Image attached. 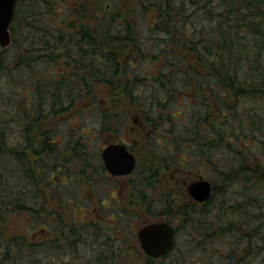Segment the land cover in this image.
Segmentation results:
<instances>
[{"label":"trees","instance_id":"trees-1","mask_svg":"<svg viewBox=\"0 0 264 264\" xmlns=\"http://www.w3.org/2000/svg\"><path fill=\"white\" fill-rule=\"evenodd\" d=\"M130 2L140 6L137 13L157 14L145 38L128 20L123 24L121 14L104 10L100 16L102 0H17L11 43L0 45V166L23 185L0 176V264H55L56 257H64L58 264H87L70 259L77 243L90 234L84 228L69 227L76 242L70 240L64 255L61 245L48 238L31 240V233L10 232L2 225L12 215L39 222L34 204L49 199L40 179H51L54 170L70 176L67 162L72 158L63 156L59 147L66 145L57 142L68 133L70 115H86L85 128L94 121L90 112L99 109L100 119L91 125L99 136L122 123L133 108L155 136L170 138L177 149L168 148L150 162V176H157L167 162L196 170L200 177L208 172L215 184L210 198L215 204H163L164 212L172 207L169 216L178 219L174 247L181 263L264 264V0ZM151 48H160L153 59H162L163 66L156 75L145 69L138 74L152 58ZM102 87L110 93L101 95ZM27 88L31 94L22 96ZM177 94L187 99L184 105ZM174 110L184 113V119ZM13 135L22 142L10 144ZM90 138L83 130L79 140L70 142L71 150L90 159ZM179 147H186L182 156ZM185 230L189 248L179 240ZM227 239V246L214 245ZM54 251L59 255L53 256ZM114 255L88 264H112L122 254ZM145 257L148 264H166L174 256Z\"/></svg>","mask_w":264,"mask_h":264},{"label":"rangeland","instance_id":"rangeland-1","mask_svg":"<svg viewBox=\"0 0 264 264\" xmlns=\"http://www.w3.org/2000/svg\"><path fill=\"white\" fill-rule=\"evenodd\" d=\"M130 1L132 0H102V4L99 5L100 8V16H104V10L110 11V15L113 13L121 14L122 22L123 24H126V21L128 20L134 30H137V35L140 37H147L150 35V29L151 27H154L155 24V17L156 13L153 11V13H146L144 11L137 13V9L140 8V6H134L135 4H132ZM120 12V13H119ZM123 13H127V16H123ZM90 20L95 23L96 27V21L94 17L92 16ZM122 28V25L120 26ZM125 25H123V30L125 29ZM154 45V43L152 44ZM160 48L153 49L151 48L149 51H152V53H148V56L151 58L147 63H144L142 68L137 72L138 74H143L144 69L147 72V75H156L161 67L163 66L162 59H159L158 61L153 59L154 54L159 53ZM122 63H126L127 56H124L121 58ZM63 67L60 68L62 70ZM38 77L41 78L42 73H38ZM1 85V81H0ZM6 86V84H4ZM2 85L0 86V88ZM7 90V89H5ZM30 88H27L25 91L22 92V96H29ZM100 94L110 93L108 92V89L106 88H100ZM6 92V91H5ZM9 92H6V95L8 96ZM179 97V102L184 105V103L187 101L185 98H183L182 94H177V97ZM87 102V101H86ZM89 104V102L84 103L83 107H86ZM174 114H176L181 120L184 119V113H180V110H174ZM89 117L94 121H89L88 125L83 128L82 124L83 121L86 120V115L82 118L77 116L70 115L68 117V121L66 123V127L68 129V133L63 132L62 136L65 137H58L57 142L64 143L66 145V148L64 146H61L62 150H64V157L72 158L71 162H67V171L70 174V177L75 178L78 175H82L81 172L85 168V165L87 166V169L91 168V170L86 171V177L89 172H92L94 169H101L102 166V158H101V151L102 148H104L109 143H115V142H127L130 145V148L132 152L136 155L138 160L139 168L135 170V172L132 174L131 180L126 177L127 179H120V180H110L106 178L105 175H103V183L106 184V188H109V192L104 189L102 190L100 188V183L97 181H94L93 184L90 183L89 180H86L84 188L81 190L79 188V185L74 180L70 181V177L67 178L65 176V179L59 180L58 184L53 187L51 180L49 178H43L40 179L43 187H46L47 196L51 200V197L53 198L54 202H58L59 200L65 201L68 199V195L65 192L66 190H73L75 194L80 195L82 194V197L84 200H105L109 198L110 196L115 195V190L111 188V186L114 184L115 186L122 187L123 191L126 192L127 188L126 185H128L129 180L130 181H137L140 187L143 185H159L163 188L167 189H175V187H179L182 185V181L187 180H196L200 177V175H194L192 176V173L189 172L188 167L182 166L181 164L173 165L171 163L164 162L161 166V168L158 169V174L155 176L153 173H151L150 176V170L149 165L150 162L156 160L158 157L165 155L167 152V149L171 148L174 151L177 149H174L173 146L169 144L170 138L164 137L162 135H156L154 134V131L149 127L144 120L141 117V113L138 111V109L133 108L129 109L126 112V118H123L120 123V121L117 122V125H113V128L111 131H102L103 133L99 136L93 135V132L91 131V125L96 122L95 120L100 119V110L97 109L96 112H90ZM6 120L9 119V116L6 117ZM143 122L145 124H143ZM14 122H9L8 126H13ZM15 128V124L13 126ZM63 128V125L61 126ZM89 132L91 135L92 143L88 145V148L90 149V159H87L86 155H84L82 152L80 155H77L74 153L73 150H71L70 142L79 140L80 133L83 132ZM75 132L74 136H71L70 134ZM14 136V137H13ZM9 137V143L14 144L15 142H22V138L15 137L13 135ZM11 147V146H10ZM12 148V147H11ZM186 147H179L178 152L179 156H182L186 153L187 150H185ZM2 155V152H1ZM4 154L2 155V157ZM157 157V158H156ZM96 159V160H94ZM2 160V158H0ZM262 160V159H261ZM263 161V160H262ZM13 162H8L11 166ZM183 163V161H182ZM97 164H99V167L97 168ZM95 167V168H94ZM208 167L204 168L207 169ZM46 172H48L47 169H45ZM208 172H205V174H202V177L208 179L207 176ZM210 176L213 175V171L209 172ZM0 176L3 179V177H7L9 182L11 184L19 183L18 185H23V182H20V178H13L11 174L8 173V168L6 167L2 168L0 166ZM139 176V177H138ZM142 176L146 178V180H141ZM215 176V175H214ZM155 178V179H154ZM0 179V182L2 181ZM69 179V180H68ZM212 179V178H211ZM214 179V178H213ZM70 181V182H69ZM160 182V183H159ZM66 183L67 188L65 189L64 184ZM10 184H8L9 186ZM105 186V185H102ZM0 190H3L0 185ZM118 190H116L117 192ZM54 192L56 193L54 197ZM134 198L132 199L136 202L138 201L136 196V191H134ZM218 189V193H219ZM138 194V193H137ZM48 199V200H49ZM108 203V199L106 201V204H87L88 206H85L84 208H80L77 206H71L69 204H66L68 207V213H69V219H70V227L76 225L77 227L84 228L85 232L90 233L89 235H85L83 240L78 244L77 243V252L75 254H72L73 256H70V259H75L77 261L83 262L84 260L86 263H94L98 261L99 259H110L112 256L117 257L114 255L115 253L119 254L121 253V256H118L117 260L115 262H112V264H148L146 261L145 255L142 254L140 245L138 240L135 241L132 240L134 237H130V239L126 242V234H132V231L127 233V227L124 225L121 226L122 230L125 232H118L115 229V225H117V221L115 222L114 227H111L110 224H113L114 221L111 219L106 218V213H108L107 208L110 206ZM47 204V201H46ZM78 205V204H77ZM125 209L127 210L130 207L131 213H132V222L131 227L133 230L137 231L146 223L151 222L153 219L151 213H149L146 209V205L143 204H123ZM191 205V204H188ZM64 204V207H66ZM62 211V208H60ZM26 216V214L24 215ZM79 219H83L85 223H81ZM3 228H9V231L16 230L18 228L21 233L29 232L31 233L30 239H34V235L39 231L41 232V236L47 237L46 231L43 232L44 228H47V222H41V221H35L34 223L31 221L28 222L27 218L19 219L17 216L12 215L9 217L7 221L2 225ZM130 227V228H131ZM89 229V231H88ZM8 231V232H9ZM43 233V234H42ZM186 230L179 232V240L183 239L186 241L187 248L192 247V243L190 242L189 238L186 237ZM40 236V237H41ZM40 237H37L35 240L39 239ZM184 237V238H183ZM70 240H73L76 242V238L74 235L70 233ZM228 239L224 241H215L214 245H217L220 247L221 245H228ZM124 243V245H122ZM113 254V255H112ZM179 254V251L176 249L171 255L174 257L167 258L166 264H180L182 261V258H177V255ZM55 264H58L59 262L63 263L64 257H56ZM161 260H158L157 262H153V264H160ZM175 261V263H174ZM101 263V262H100ZM99 263V264H100ZM103 264H107L106 261L103 262ZM183 264V262L181 263ZM200 264V263H199Z\"/></svg>","mask_w":264,"mask_h":264},{"label":"flooded vegetation","instance_id":"flooded-vegetation-1","mask_svg":"<svg viewBox=\"0 0 264 264\" xmlns=\"http://www.w3.org/2000/svg\"><path fill=\"white\" fill-rule=\"evenodd\" d=\"M115 143H120V142H115ZM123 144H125L128 148V150L132 153V150L130 148V145L127 142L122 141ZM107 146V145H106ZM105 146V147H106ZM104 147V148H105ZM102 148V150L104 149ZM101 158H102V151H101ZM137 165H138V160H137ZM136 165V167H137ZM136 170V169H135ZM133 170L131 173L126 174V175H113L105 166V163L102 158V166L101 169L98 170L97 172H89L87 177L86 173L83 171L81 172L82 175H78L75 178L67 176V178L70 179V181L74 180L75 182L78 183L79 188L81 190L84 188L86 180H89L91 184H93L94 181H97L100 183V188L102 190L106 189L109 192V188H106V184L103 183V175L106 176V178L110 180H120V179H127L128 177L130 180L132 178V174L135 172ZM52 172V171H50ZM63 171H60L59 174L56 170L52 172V178L51 183L52 186L55 187L58 183L57 179L62 180L65 179V177L61 174ZM192 173V176L198 175L197 171H190ZM56 177L54 174H56ZM68 179V180H69ZM128 182V185H126L125 188H127V191L124 192L122 187H117L114 184L111 186L113 190H115V195L110 196L108 199V203L110 206L107 208L108 213H106V218L111 219L114 221L113 224H110L111 227H114L115 222L117 221V225H115V229L118 232H122L123 230L121 229L123 223L127 227V233L132 231V234H126V242L130 239V237H134L132 240H138L142 254L149 256L141 246V242L138 236V231L143 228L144 226L154 224V223H166L169 224L170 226L173 227L174 230V239L173 243L171 246V249L163 254L162 256L166 255H171L175 251L174 247V242H176L178 238V219H171L169 214H172L173 210L171 207V210L169 211L170 213L164 212L163 210V204H177L179 206L183 204H196L198 206L204 205V204H215L213 200H210L212 195L214 194V189H215V184L214 181L211 179H206L204 177L197 178L196 180H187V181H182V185L179 187H175V189H165L162 186L159 185H143L140 187L137 181H130ZM199 180H208L211 183L212 191H211V197H209L208 200L206 201H198L195 199L189 192V186ZM69 181V182H70ZM105 185V186H102ZM64 188H67L66 183L64 184ZM116 190H118L116 192ZM136 191V196L138 201H134L132 197L134 198V194ZM68 195V199L65 201L59 200L58 202H54L53 198L51 197V200H47V204H34L36 207V213L38 215V220L41 222H47V228L43 229V232L46 231V236L45 238H48V241H53L54 246L61 245V248L64 249L63 253L64 255H67V253L70 250V236L68 233V229L70 227V219H69V213H68V207L66 204L71 206H77L80 208H84L85 206H88L87 204H106L107 199L105 200H98V201H93V200H84L82 197V194L77 195L75 192L72 190H66L65 191ZM138 193V194H137ZM56 193L54 192V197ZM132 196V197H131ZM143 204L146 205V209L149 213H151L152 221L144 224L138 231L136 235V231L133 230L131 227V222L132 220V213L130 210V207L126 210L123 204ZM64 204L66 207H64ZM78 204V205H77ZM152 205V208L150 209L149 205ZM227 204H235L232 201L227 202ZM240 204H247L245 201H240ZM255 204H263L262 201H258V203ZM89 207V206H88ZM62 208V211L60 210ZM23 215V212L21 216ZM81 223H85L83 219H79ZM131 227V228H130ZM125 232V231H123ZM43 234V233H42ZM41 236V232H37L34 235V239L37 237ZM43 239V235L37 239L40 241ZM62 244H61V243ZM124 245V243L122 244ZM59 255L58 253H53V256Z\"/></svg>","mask_w":264,"mask_h":264},{"label":"water","instance_id":"water-1","mask_svg":"<svg viewBox=\"0 0 264 264\" xmlns=\"http://www.w3.org/2000/svg\"><path fill=\"white\" fill-rule=\"evenodd\" d=\"M17 0H0V45L6 48L11 43L10 26L14 18ZM106 168L113 175L131 173L137 159L123 143L109 144L102 150ZM212 187L208 180H199L189 186L190 194L198 201H206L211 195ZM142 249L151 257L157 258L167 253L174 239L173 227L166 223H154L138 231Z\"/></svg>","mask_w":264,"mask_h":264}]
</instances>
